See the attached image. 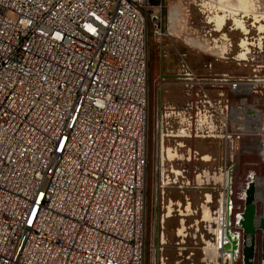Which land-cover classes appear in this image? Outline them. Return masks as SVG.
Here are the masks:
<instances>
[{
	"label": "built area",
	"instance_id": "obj_1",
	"mask_svg": "<svg viewBox=\"0 0 264 264\" xmlns=\"http://www.w3.org/2000/svg\"><path fill=\"white\" fill-rule=\"evenodd\" d=\"M148 5L0 0V264H145L148 19L156 56L171 48ZM175 80L216 112L229 157L263 158L264 80L184 61ZM228 183L214 187L221 210Z\"/></svg>",
	"mask_w": 264,
	"mask_h": 264
},
{
	"label": "rangeland",
	"instance_id": "obj_2",
	"mask_svg": "<svg viewBox=\"0 0 264 264\" xmlns=\"http://www.w3.org/2000/svg\"><path fill=\"white\" fill-rule=\"evenodd\" d=\"M148 1L149 14L153 4L162 5L161 26L167 32L162 47L171 48L165 55L156 56L157 44L148 19L145 264H247L241 221L247 197L253 196L254 178L264 188V161L256 152L229 157L216 136V112L204 101L197 103L192 96L188 99L175 75L184 61L204 75L227 73L264 80V29H259L264 28V0ZM213 39L227 48L223 57L208 49ZM243 41L245 47L241 46ZM258 97L264 103V82ZM185 113L192 117L188 122L183 120ZM157 115L160 126L155 129ZM183 127H188V135L183 134ZM226 176L228 208L225 210V202L221 210L214 187H222ZM183 180L194 186L183 189ZM258 199L260 207L256 204L255 209L261 215L264 195ZM196 204L199 211L193 209ZM222 219L223 233L217 236ZM231 240L235 244L233 254L226 247L227 241L232 245ZM261 247L262 231L257 229L251 264H263Z\"/></svg>",
	"mask_w": 264,
	"mask_h": 264
},
{
	"label": "water",
	"instance_id": "obj_3",
	"mask_svg": "<svg viewBox=\"0 0 264 264\" xmlns=\"http://www.w3.org/2000/svg\"><path fill=\"white\" fill-rule=\"evenodd\" d=\"M241 225L243 227L244 235V243H243V255L244 260L247 264H251L252 259L254 257V248H255V232L257 229H261L262 231V261L264 264V212L257 217L255 205L253 203V196L250 195L247 197L245 209L243 211V220L241 221ZM247 235L249 237H247ZM232 241V245L226 246L228 251L233 254L235 249L234 241Z\"/></svg>",
	"mask_w": 264,
	"mask_h": 264
},
{
	"label": "bare ground",
	"instance_id": "obj_4",
	"mask_svg": "<svg viewBox=\"0 0 264 264\" xmlns=\"http://www.w3.org/2000/svg\"><path fill=\"white\" fill-rule=\"evenodd\" d=\"M236 24L239 25L240 27H242V29H243L244 31H246V29L244 28V25L242 24L241 21L237 20ZM237 25H236V26H237ZM259 29H260V30H263L264 28H263V27H260ZM193 35H194V34H193ZM199 35H200V34H199ZM199 37H200V36H199ZM188 40H189L190 42H194V40H193L192 38H188ZM198 44H199V42H198ZM210 44H211V43H210ZM245 45H246V43H245V41H243V42L241 43V46H242V47H245ZM215 47L218 48L217 45H214V46H211V47L208 48V49H212L213 52H214L213 54H217L219 51L216 50ZM214 49H215V50H214ZM219 53H220V52H219ZM244 54H245V53H242L241 56L244 57ZM262 160L264 161V155H263ZM256 179H257V178H254V181H253V203H254V205L258 204L259 207H260V202H259V199H258V195H264V188L259 187V186L256 184ZM223 181H224V180H223ZM262 209L264 210V204H262ZM256 215H257V217L259 216L257 213H256ZM223 223L225 224V220L222 219L221 225H219V228H218V230H217V236H220V235L222 236V233H223V227H222V225H223ZM247 237H249V236L247 235ZM218 241H220V240H218ZM218 241H217V242H218ZM226 246H230L229 243H228V241L226 242ZM218 247H219V246H218V244H217V249L219 250V252H221L220 247H219V248H218ZM227 253H228V252H227Z\"/></svg>",
	"mask_w": 264,
	"mask_h": 264
},
{
	"label": "crops",
	"instance_id": "obj_5",
	"mask_svg": "<svg viewBox=\"0 0 264 264\" xmlns=\"http://www.w3.org/2000/svg\"><path fill=\"white\" fill-rule=\"evenodd\" d=\"M186 43V45H189V46H191L190 44H188L187 42H185ZM193 44H196V45H199L200 46V44H198V41H194V42H192ZM185 53H186V51H185ZM187 54V53H186ZM181 64V63H180ZM180 64H179V67H180ZM195 208H193L194 209V211L195 210H197V211H199L201 208L200 207H198L197 206V204L194 206Z\"/></svg>",
	"mask_w": 264,
	"mask_h": 264
}]
</instances>
